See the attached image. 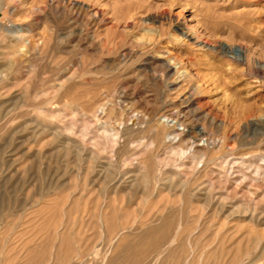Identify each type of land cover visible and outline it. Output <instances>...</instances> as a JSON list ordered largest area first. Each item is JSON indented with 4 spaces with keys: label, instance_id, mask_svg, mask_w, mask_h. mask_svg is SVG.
<instances>
[{
    "label": "rangeland",
    "instance_id": "rangeland-1",
    "mask_svg": "<svg viewBox=\"0 0 264 264\" xmlns=\"http://www.w3.org/2000/svg\"><path fill=\"white\" fill-rule=\"evenodd\" d=\"M128 262L264 264V0H0V264Z\"/></svg>",
    "mask_w": 264,
    "mask_h": 264
},
{
    "label": "bare ground",
    "instance_id": "bare-ground-1",
    "mask_svg": "<svg viewBox=\"0 0 264 264\" xmlns=\"http://www.w3.org/2000/svg\"><path fill=\"white\" fill-rule=\"evenodd\" d=\"M165 120L166 121H172V120H174V116H172V115H169V116H165ZM178 120V119H177ZM176 120V121H177ZM105 127V126H104ZM199 130L201 131V133H203L204 132V129H203V127L202 128H199ZM159 132V131H158ZM117 134V133H116ZM67 139V138H66ZM219 142H220V140L218 139V140H216V141H214L213 142V144L215 145V144H219ZM79 146V145H78ZM88 152V151H87ZM259 166H260V164H259ZM262 166V165H261ZM258 167V166H257ZM243 169V168H242ZM259 169V168H258ZM260 169H261V167H260ZM238 171L240 172L241 170H240V168H238ZM259 172V171H258ZM157 227V226H156ZM168 231V230H167ZM132 259V258H131ZM128 264H129V262H128ZM141 264V263H140Z\"/></svg>",
    "mask_w": 264,
    "mask_h": 264
}]
</instances>
